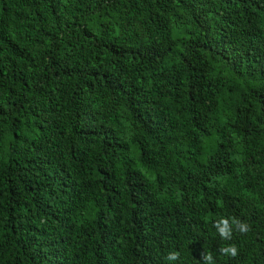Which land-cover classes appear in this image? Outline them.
<instances>
[{"label": "trees", "instance_id": "16d2710c", "mask_svg": "<svg viewBox=\"0 0 264 264\" xmlns=\"http://www.w3.org/2000/svg\"><path fill=\"white\" fill-rule=\"evenodd\" d=\"M205 250L264 264V0H0V264Z\"/></svg>", "mask_w": 264, "mask_h": 264}, {"label": "clouds", "instance_id": "9594fccd", "mask_svg": "<svg viewBox=\"0 0 264 264\" xmlns=\"http://www.w3.org/2000/svg\"><path fill=\"white\" fill-rule=\"evenodd\" d=\"M213 227L216 229L221 239L225 241H231L234 232L246 235L251 231V225L237 217H221L213 222ZM219 253L234 259L239 256V249L236 244L232 243L220 247ZM200 255L201 259L197 260L198 264H216V260L211 252L205 250L202 251ZM180 257V251H170L165 257V260L170 262V264H176V262L180 261Z\"/></svg>", "mask_w": 264, "mask_h": 264}]
</instances>
